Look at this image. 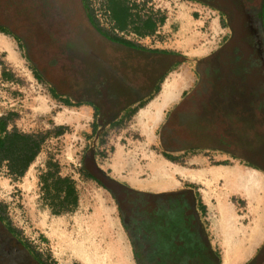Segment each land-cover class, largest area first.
I'll return each mask as SVG.
<instances>
[{"label":"flooded vegetation","instance_id":"obj_1","mask_svg":"<svg viewBox=\"0 0 264 264\" xmlns=\"http://www.w3.org/2000/svg\"><path fill=\"white\" fill-rule=\"evenodd\" d=\"M22 1L27 15L36 16L37 32L43 37L40 46L49 43L59 52L54 64L41 72L56 94L88 103L103 123L110 118L115 123L135 117L144 99L157 90L170 68L178 65L175 60L168 67V57L175 52L165 47L119 42L116 33L100 24L92 4L83 5L81 0ZM173 1L195 5L200 18L215 23L216 37L213 47L197 61L193 86L155 130L161 154L176 163L189 156H203L217 164L238 163L264 174V155L234 156L230 150L239 145L235 138L264 145V0ZM132 27H138L134 31L147 38L158 33L152 15L136 18ZM25 41L33 59V45ZM238 120L243 132H236ZM4 121L0 120V137L14 130L6 125L5 131ZM108 169L103 174L111 179V185L104 186L117 204L135 264L224 263L209 235L204 200L195 184L150 189L142 187L149 181L144 175L135 185L128 180L130 172L115 177L112 165ZM0 264H52L17 237L2 211ZM243 264H264V240Z\"/></svg>","mask_w":264,"mask_h":264},{"label":"rangeland","instance_id":"obj_2","mask_svg":"<svg viewBox=\"0 0 264 264\" xmlns=\"http://www.w3.org/2000/svg\"><path fill=\"white\" fill-rule=\"evenodd\" d=\"M81 1L92 4L100 24L116 33L118 27L114 25L113 16L116 12L120 14L117 6L111 7L112 14L106 0ZM129 2L133 3L130 6L133 12L138 14L136 18L152 15L158 22V33L149 38L136 33L131 24L124 30L131 40L152 47H177L171 40L173 30L176 34L178 31L171 22L178 18L186 30L187 23L192 27L190 46L203 48L205 52L213 47L216 25L200 18L195 5L173 0ZM23 6L26 7L21 0H0V20L8 25L0 26V120L5 119L10 129L46 134V141L23 176L12 175L6 164L0 166V208L17 237L47 262L89 264L75 257V252L79 251L90 255V264H135L115 199L85 167L86 158L90 156L102 173L109 170L110 165L115 177H121V172H130L133 184H139L138 178L144 175L149 181L142 183V187L158 189L195 184L204 200L203 215L209 235L223 262L227 253L231 258L229 264L249 260L264 240V191L255 190L246 196L230 191L224 179L215 181L211 175L201 182L175 175L173 182L166 183L168 187H159V177L151 171L152 164L162 161L191 171L193 167L209 171L242 165L217 164L215 159L203 156H189L182 163L168 161L155 139L158 122L151 125L146 116L136 115L115 123L110 118L103 123L102 116L88 103H77L69 95L55 94L41 70L54 64L53 58L59 52L49 43H46L48 46L43 44L44 48L40 46L43 37L37 32L36 16H28ZM30 22L36 25L32 27ZM25 39L33 45H30L33 59L28 54ZM236 126V132H243L244 126L239 120ZM235 139L239 145L230 148L232 155L250 156L253 152L258 153L257 156L264 155L262 143L255 146L251 141ZM247 150L251 152H245ZM217 159H221L220 155ZM49 160L58 162L61 174L72 177L76 183L80 202L73 212L53 214L42 200L39 176ZM225 209L227 217L228 210L230 212L229 218L225 217Z\"/></svg>","mask_w":264,"mask_h":264},{"label":"trees","instance_id":"obj_3","mask_svg":"<svg viewBox=\"0 0 264 264\" xmlns=\"http://www.w3.org/2000/svg\"><path fill=\"white\" fill-rule=\"evenodd\" d=\"M106 1L110 10L112 6H117L118 10L120 9V14L116 12V15L113 16L114 20L112 19L116 28L118 27V29L124 30L129 27V23L132 24L136 21L134 18L138 14L133 12L130 7L133 3L130 4L129 0ZM0 23L5 24L6 22L0 20ZM30 23L32 27L37 24ZM95 29L99 32L98 28ZM135 29L138 30V27ZM153 29H155V24H153ZM114 38L119 42L134 43L119 36L117 33ZM53 91L55 93V90ZM6 125L7 123L4 122L3 129L5 131ZM45 141L46 134L26 133L18 129L7 131L5 135L0 137V166L6 161L8 170L12 175L17 177L23 176L35 161ZM39 179L42 200L53 214L61 215L70 213L78 207L80 196L76 183L72 177L61 174L60 164L58 162L49 160L46 169L41 172ZM0 211H2L1 208Z\"/></svg>","mask_w":264,"mask_h":264},{"label":"crops","instance_id":"obj_4","mask_svg":"<svg viewBox=\"0 0 264 264\" xmlns=\"http://www.w3.org/2000/svg\"><path fill=\"white\" fill-rule=\"evenodd\" d=\"M178 21V18L177 20L174 18L171 22V26L173 25L174 27H176V31H178L176 34L173 30V39L171 40L173 44H177V47H165L167 50H170V52H175V54H171L168 57V61H170L168 67H170L171 64L175 62V60L178 62V65H174L170 68V70L168 71L170 72L168 73L169 75H167L166 79L162 83H160V85L157 87V90L151 93V96L144 99V101L146 102L144 105L139 107V111L137 113V115L146 116V119H148L149 124L151 125L155 123L157 124V122L160 125L163 118L166 116L167 111L180 100L184 92H187L193 86L197 77L195 72L197 61L204 53H206L205 51H203V48H196L189 45V39L191 37L190 28H192L190 26V23H187L189 27L186 30L184 26L180 25L181 22ZM134 23H132V25ZM130 25L131 23H129V26ZM179 46H181V48H179ZM128 180L132 181V179ZM169 188L176 187L172 186Z\"/></svg>","mask_w":264,"mask_h":264},{"label":"bare ground","instance_id":"obj_5","mask_svg":"<svg viewBox=\"0 0 264 264\" xmlns=\"http://www.w3.org/2000/svg\"><path fill=\"white\" fill-rule=\"evenodd\" d=\"M151 171L152 173L155 174L156 177H159V180H158L160 182L159 187H168V184L166 183L173 182L175 175H180L191 181H196V182L197 181L201 182L207 176L211 175L212 179L215 181L224 179L226 183H228L230 191L231 190L239 191L240 193L246 196L251 195L253 192L255 193V190L264 191V175L258 171L245 168L242 166H236V167L225 166L222 169L218 168V169L209 170V171L204 170V169L191 171V170L185 169L178 165L170 166L164 161H162L159 163L152 164ZM226 211L227 209H225L224 211L225 217H227ZM229 216H230V212L228 210L227 218H229ZM61 239L63 240L62 237ZM75 255H76L75 257L78 258L80 261L90 264V260L88 257L90 255H86L85 253L79 252V251L75 252ZM225 257L226 259H224V264H229L231 260L229 254L227 253Z\"/></svg>","mask_w":264,"mask_h":264},{"label":"water","instance_id":"obj_6","mask_svg":"<svg viewBox=\"0 0 264 264\" xmlns=\"http://www.w3.org/2000/svg\"><path fill=\"white\" fill-rule=\"evenodd\" d=\"M85 167L87 171L99 180L103 185L110 187L111 181L107 179L103 173L98 169L92 157L88 156L85 161Z\"/></svg>","mask_w":264,"mask_h":264},{"label":"built area","instance_id":"obj_7","mask_svg":"<svg viewBox=\"0 0 264 264\" xmlns=\"http://www.w3.org/2000/svg\"><path fill=\"white\" fill-rule=\"evenodd\" d=\"M115 31H116V33H117L119 36L131 40V38L128 37V36L125 34V33H126L125 31H119L118 29H115ZM131 41H133V40H131ZM136 41H138V40H136ZM133 42H135V41H133ZM136 43H138V42H136Z\"/></svg>","mask_w":264,"mask_h":264}]
</instances>
